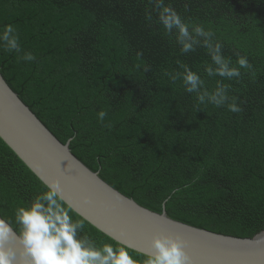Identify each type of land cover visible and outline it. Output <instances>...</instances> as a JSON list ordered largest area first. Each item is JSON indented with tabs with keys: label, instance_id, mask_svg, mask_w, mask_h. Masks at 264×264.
Returning a JSON list of instances; mask_svg holds the SVG:
<instances>
[{
	"label": "trees",
	"instance_id": "16d2710c",
	"mask_svg": "<svg viewBox=\"0 0 264 264\" xmlns=\"http://www.w3.org/2000/svg\"><path fill=\"white\" fill-rule=\"evenodd\" d=\"M165 6L187 36L164 28ZM186 69L199 77L191 92ZM0 73L80 161L141 206L237 237L264 229V0H0ZM43 191L0 139V216L18 234L15 210ZM69 214L84 223L78 239L124 246Z\"/></svg>",
	"mask_w": 264,
	"mask_h": 264
},
{
	"label": "water",
	"instance_id": "95a60500",
	"mask_svg": "<svg viewBox=\"0 0 264 264\" xmlns=\"http://www.w3.org/2000/svg\"><path fill=\"white\" fill-rule=\"evenodd\" d=\"M0 139L44 185L58 181L62 199L77 215L132 250L151 255L152 239L170 236L184 241L192 264H264V229L252 237H237L172 219L164 208L158 213L141 206L80 161L69 148L70 139L58 140L1 73ZM11 247L20 258L19 240Z\"/></svg>",
	"mask_w": 264,
	"mask_h": 264
},
{
	"label": "clouds",
	"instance_id": "9594fccd",
	"mask_svg": "<svg viewBox=\"0 0 264 264\" xmlns=\"http://www.w3.org/2000/svg\"><path fill=\"white\" fill-rule=\"evenodd\" d=\"M164 28L171 30L173 26L179 29L181 36H187V25L182 23L178 13L165 6L160 17ZM16 29L11 24L3 26L2 39L8 40L10 47H16L15 38H10L9 33ZM197 32L203 34L200 29ZM191 44L183 43V50L191 48ZM219 45H217V50ZM33 57H29L32 59ZM216 63H221L218 55H213ZM237 63L241 67L251 68L246 57H239ZM211 74V69H208ZM220 75H236L239 72L233 68L226 70L222 66L217 70ZM199 77L186 69L183 77L184 84H191L185 90L191 92L196 87ZM203 100V96L199 97ZM214 102L215 97H213ZM232 112L241 109L235 104L227 105ZM107 113L100 111L98 116L104 120ZM46 191L37 194L27 206L15 210V221L19 224L20 233L16 236L11 227L0 219V264H192L191 257L184 250V241L170 236H159L152 239L153 254L146 255L137 261L130 255L127 246H114L103 243L97 246L87 237L77 238V231L83 230L82 220H74L70 215L71 209L67 208L60 193L58 181L51 186L45 185ZM87 199V198H85ZM19 240L23 247V254L18 258L11 243Z\"/></svg>",
	"mask_w": 264,
	"mask_h": 264
}]
</instances>
